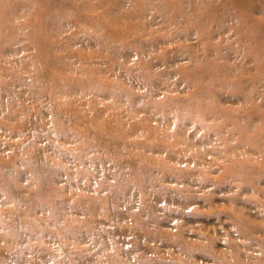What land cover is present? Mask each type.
<instances>
[{"label": "rangeland", "instance_id": "obj_1", "mask_svg": "<svg viewBox=\"0 0 264 264\" xmlns=\"http://www.w3.org/2000/svg\"><path fill=\"white\" fill-rule=\"evenodd\" d=\"M179 236L261 255L264 0H0V264H169Z\"/></svg>", "mask_w": 264, "mask_h": 264}, {"label": "bare ground", "instance_id": "obj_2", "mask_svg": "<svg viewBox=\"0 0 264 264\" xmlns=\"http://www.w3.org/2000/svg\"><path fill=\"white\" fill-rule=\"evenodd\" d=\"M250 236V235H248ZM190 239V238H189ZM174 240V238H173ZM210 242V241H209ZM262 246V247H261ZM171 253H172V259L169 264H194L192 260V254L194 253V249H196V244L194 242H189L186 239H183L181 236H179L178 241H173L171 244ZM232 247L235 249V244H232ZM261 247V255L260 256H252L250 255L248 257V261L251 264H264V245L258 244V249ZM160 249V248H158ZM234 249H233V258L232 260H227L222 254L221 257V263L222 264H243L239 255L234 254ZM175 252V253H174ZM108 254H110L109 257H106ZM177 254V256H176ZM179 254H184L183 257H180ZM209 255V254H208ZM115 259L114 255L112 253H107L105 257L102 258V261L107 263ZM154 259L155 263H145V264H163V253L158 250L155 251L154 254ZM220 264V263H219Z\"/></svg>", "mask_w": 264, "mask_h": 264}]
</instances>
